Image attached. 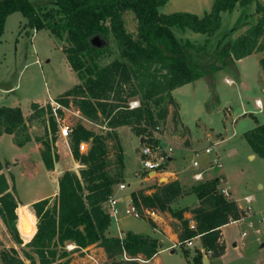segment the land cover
I'll list each match as a JSON object with an SVG mask.
<instances>
[{"label": "trees", "instance_id": "trees-1", "mask_svg": "<svg viewBox=\"0 0 264 264\" xmlns=\"http://www.w3.org/2000/svg\"><path fill=\"white\" fill-rule=\"evenodd\" d=\"M168 1L53 0L52 4H35L32 0H0V39L8 16L15 12L26 17L25 27L45 28L56 38L64 39L63 50L79 82L57 101L64 105L72 101L82 116L93 122L101 121L108 128L106 133L96 132L82 122L73 127L72 152L83 167L79 173L71 170L63 173L55 202L49 197L34 202L32 210L28 206L20 208L15 184L13 191L10 190L6 175L0 173V215L12 237L23 245L30 264H71L74 252L93 244L103 247L108 258L116 259L114 264H140V255L145 260L153 258L162 246L158 238L134 231H128L124 237L107 234L112 217L105 203L114 193L115 185L125 179L120 145L116 166L110 167V140L119 143L117 129L128 126L137 136L147 137L148 144H159L153 131L169 116V106L179 107L172 95L175 89L213 75L254 53L264 52L261 0H214L211 11L204 16L187 11L160 13L159 8ZM252 2L256 3L255 22L212 55L207 50L208 43L183 42L174 33V29H180L211 36L220 27L223 12H232L237 6L245 7ZM128 12L135 15L137 33L127 27ZM100 34L113 38L118 49L119 55L106 64L98 60L107 55L109 47L92 42ZM207 56H212V61L204 64ZM259 63L264 73V55ZM133 101L138 105L132 107ZM32 110V116L27 118L20 106H1L0 136L13 134L14 142L22 146L32 139L29 130L37 119L48 122L50 131L57 134L58 125L51 115L50 104L42 106L34 102ZM245 137L254 152L264 158V123L246 132ZM41 142L44 164L53 170L59 154L53 150L49 138ZM82 142L89 143L87 152L80 151ZM3 167L0 160V171ZM11 178L14 182L13 175ZM218 186V178L199 181L190 187L173 179L153 185L151 193L145 188L134 191L131 197L141 217L153 227L156 223L147 211H169L180 221L174 228L179 243L184 246L187 240L201 237L203 248L210 252L208 264H214L212 259L225 251L221 227L245 215L238 202L220 193ZM188 194L199 198V206L172 208L176 199ZM186 211L194 214V229L190 227L191 220L184 216ZM71 244L75 247L68 249ZM184 251L187 253L188 249ZM121 254L127 255V259H118ZM193 259L196 264H205L200 249ZM0 264L27 263L11 247L0 250Z\"/></svg>", "mask_w": 264, "mask_h": 264}, {"label": "rangeland", "instance_id": "rangeland-1", "mask_svg": "<svg viewBox=\"0 0 264 264\" xmlns=\"http://www.w3.org/2000/svg\"><path fill=\"white\" fill-rule=\"evenodd\" d=\"M52 1L39 0L37 3L35 1V4L46 2L52 4ZM261 2L264 3V0H261ZM213 3L214 0H169L167 4L159 8V11L162 14L187 11L204 16L211 11ZM125 18L128 29L131 32L137 33V21L134 13H126ZM256 18V3L252 2L245 7L237 6L232 12H223L221 15V25L211 36L180 29H174V33L183 42L190 40L196 45L208 43L207 50L210 52L209 55H212L216 50L232 41L233 38L242 34L255 22ZM26 22L27 19L21 12H16L10 16L7 19L5 31L0 41V98L3 99L4 105H18L24 108L25 111L28 110L27 108L34 101H45L50 97H57V95L72 88L79 81L77 73L69 65L62 49L66 41L64 39H56L45 28L37 30L36 35L32 39L34 29L29 26L25 27ZM92 42L95 45H107L109 47L107 55L98 60L101 64H106L119 55L117 46L111 37L106 38L100 34L99 37L93 38ZM262 54L264 55V52ZM206 58L204 64L212 61V56H207ZM37 59H39V62H36ZM255 66V59L251 58L245 63L238 65L237 69L250 68L253 70ZM235 70L232 64L213 75L205 76L192 82L185 89L180 90L178 88L179 90L174 92V96L180 106H169V116L165 121L160 122L159 129L153 131L160 146L154 152V158L165 162L162 169H167L169 166L168 157L171 154H175L176 150L178 151L181 147L192 148L198 154L203 152L207 145L215 143L214 140L221 138L223 134H231L234 131L236 125L232 122V118L240 112L241 102H243V92L240 91L238 85L227 82V77L234 78L231 79L232 83L237 82V80L235 81ZM228 81H230V78ZM67 106L68 110L60 109V116L63 122L71 126V128L82 122L85 126L96 132H107L101 127V121L97 123L84 119L72 101ZM228 107H230L233 117L230 116L229 112V118H225V113L229 110ZM179 112L184 123L194 128V130L184 126ZM263 117L264 114L262 115ZM199 118L219 133L218 135H213V141H209L210 137H206V132L202 129L203 124L197 121ZM250 118L252 117L250 116ZM35 123L37 126L35 128L37 129L36 131L41 134L37 135V137L40 139L45 138L49 134L48 122L37 119ZM248 123L249 119L241 118L235 129L240 132L247 127ZM132 134L137 136L133 131ZM51 135L57 137L58 140L61 138L64 146L69 144L71 149L73 148L74 142L72 136L64 138L59 133L54 134L53 132H51ZM137 137L140 138V141ZM137 137L131 136L129 130L124 128L121 132V138L118 133L119 143L115 140H110L109 142L110 167L114 169L116 166L120 145L124 153L128 176L127 180L121 179L114 187V194L118 198L131 194L133 192L131 190L139 186V180L141 179L138 174L139 172L147 174V171L143 170V157L141 155L144 144L141 143V138L145 136ZM163 141L168 143L169 148L165 149L166 147L162 145ZM242 141L243 139L239 135L234 139V145L239 146ZM82 143H86L88 147L85 150H81L80 148V151L87 152L89 143ZM3 145L4 147L0 150L2 156H9L8 158L16 156L17 151L16 153L14 151L11 152L7 142ZM223 148L221 159H223L222 161L226 167L229 181L236 193V198L243 207H246L249 205L246 196L253 195V198L249 199L252 202L253 210H249V213L246 214V220L231 223L225 227L223 238L225 251L220 257V264H264V246H262L264 243V158L259 156L257 159H249L245 151L240 148L237 154L228 156L225 151L227 148L226 144H223ZM180 157L181 159L183 158L186 164L191 163L193 158L192 164L194 160L199 162L201 159V157L190 153L185 156L181 155ZM11 164L15 166L16 162H10L6 168L7 170L11 169ZM70 165L73 168L71 171L77 173L83 167L75 158L72 159V164ZM29 173L24 175L18 172V187L23 201H30L35 198V195L39 191L46 192L51 189L50 185L45 184L44 176L41 173L36 180ZM40 181L42 184L44 183L41 186L39 184ZM121 183L127 184V187L121 189ZM260 184L262 187L259 186ZM52 198V202H55L54 198L56 197ZM21 206L22 208L25 207L20 205V208ZM27 206L32 210L31 205L28 204ZM127 207L128 204L124 200H121L120 213L114 218L111 233L119 234L121 232L134 231L149 236L153 234L152 225L145 220L146 218L127 214ZM242 209L247 213V208ZM254 215L255 223H250L249 219L251 220ZM0 234L3 242L0 245V250L15 247L26 263L30 264V261L26 259L24 254L23 245L17 243L6 229L0 232ZM173 244L175 243L165 240V245L161 246V248L166 250L159 252L153 260L145 264H196L193 259L194 248L197 249L196 246L187 247L186 245L182 246L176 243L174 248H167ZM74 247L75 245L71 244L67 248L71 249ZM184 248L189 249L187 253H185ZM125 257L124 259H127L128 256L125 255ZM141 258L145 260V257L142 256ZM216 259L217 257L212 259L214 264H216ZM115 260L108 258L104 250L97 244L76 251L71 256V264H114Z\"/></svg>", "mask_w": 264, "mask_h": 264}, {"label": "crops", "instance_id": "crops-1", "mask_svg": "<svg viewBox=\"0 0 264 264\" xmlns=\"http://www.w3.org/2000/svg\"><path fill=\"white\" fill-rule=\"evenodd\" d=\"M35 1L37 3L39 0H34L33 2L35 3ZM46 3H48V2H46ZM15 13H13V14H15ZM13 14L9 15L8 18L10 16H12ZM0 41H1V39H0ZM261 54H262V52L254 53V54H252V55H250L244 59L236 61L233 64L234 68L236 69L235 70V81L237 80V82L232 83L231 79H234V78L233 77L232 78L227 77L228 83L237 84L240 91L243 92L242 93L243 102H241L240 112L237 113L234 117L232 115L230 107H228L229 110L225 113L226 114L225 118H229L228 114L230 112V116L233 117L232 122L235 123V125H236L235 128L237 127V124L241 120V118L249 119V123H248L247 127L245 129H242L240 132L234 128V131L231 134L230 133L229 134L228 133L223 134L221 138H219V139L217 138L216 140H214L213 135H218L219 133L212 126L208 125L203 120H201V118H199L197 120L198 122H201L203 124L202 129L206 132V137H210L209 141H213V140L215 141L216 149H217V151H219V155L221 156V158L223 155L222 149H224L223 144H226V146H227L225 151L228 154V156H234L235 154L238 153V151L240 149H243L245 151V153L247 154V157L249 159H257L259 157V155H257L254 152V150L252 149V147L248 143V141L245 137V133L256 128L259 124L264 123V117L262 118V115L264 114V73H263L261 66H260V63H259L260 59L263 57V54L262 55ZM251 58L255 59V65L256 66L254 67L253 70H251L250 68L242 69V70L237 69L238 65L245 63L247 60H249ZM229 78H230V81H228ZM190 84L191 83L186 84L182 87H179V89L180 90L183 88L185 89ZM11 89H13V88H11ZM179 89L177 88L172 92V95L174 98H175L174 92L179 90ZM65 92L60 93L59 95H57V97L53 96L50 98H53V99L56 98L57 99L58 97L63 95ZM50 98L48 100H45V101H34V102L39 103L42 106H46L50 103ZM176 101H177V99H176ZM257 101H261V104L263 106L262 110H260L259 107L256 105ZM4 104L5 103H4L3 99L0 98V107L3 106ZM6 106H8V105H6ZM12 106H18V105H12ZM179 106H180V104H179ZM27 109L28 110L25 111L24 108H22L25 117L28 118V117L32 116V114H33L32 104ZM179 115H180L181 121L183 122L184 126L194 130V128H191L184 123V121L182 120V116H181L180 112H179ZM249 115L252 118H250ZM84 119L88 120L85 117H84ZM197 121H196V123H197ZM36 127H37L36 123H35V121H33L32 125L30 126V130H29L30 134L32 136V139L30 141L26 142L22 146H19L18 144H16L14 142L13 134L5 133V134L0 136V150L4 147L3 144L5 142H7L8 147L11 150V152L14 151L16 153V151H17L16 156L11 157V158H8L9 156L4 157L0 153V160L4 166L3 169L0 171V173H4L6 175L8 181H9L10 187H11L10 190L13 191V184H15L16 195H17L18 199L20 200L19 206L20 205L27 206L28 204L32 206V204L34 202L41 200V199H44V198H49V197H51V198L56 197L57 198V194L59 193V179H60V177L63 175V173L65 171L73 169L72 167H70V166H72L70 164H72V159H74L75 157L73 155L71 146L69 144L64 146L61 138H59V140H58L57 137H55V136L53 137L51 135L50 129H49V134L43 139L49 138V140L51 141L53 150L59 154V159H58V161L55 162V167L53 170H48L46 168L44 161L42 159V155H41V149L43 147V144L41 142V139L37 137V135H41V134H39V132L36 131L37 130V129H35ZM207 127H209V128H207ZM124 128L129 130L131 136L133 135V137H137L134 134H132L130 127L123 126V127H120L117 129V132L119 133L120 138H121V132ZM207 129H210V130H207ZM57 133H58V131H57ZM239 135L242 137L243 141H242L241 145L236 146V145H234V139ZM137 139H139V141H140L139 137H137ZM162 145L164 147H166L165 149L169 148L168 143H166L165 141L162 142ZM207 146H209V145H207ZM188 153L195 154L196 156L201 157V159L199 160V168L194 166V162L197 160H194V162L192 164V160L194 158L191 160V163H187V164L185 163V161H183V158L181 159V157H180L181 155L185 156ZM213 156H214V153L206 154L203 151V152L197 154L196 152H194V150L192 148L181 147L180 149H178V151L176 150L175 154H171L168 157L169 158V166L167 167V169H163V172L155 171V172H147V174H143L142 172L141 173L139 172L138 174L141 177V179L139 180L140 184L138 187H136L135 189H132L131 191L134 192V191H137L139 189L145 188V189H147L148 193H151L154 190L152 188L153 185L160 184L163 182H168V181L173 180V179H178V180H180V182L184 186L190 187L191 185L199 182V181L194 179V174L200 170H203L204 180H210L213 178H218L220 175H224L225 179H226V185H228V187L230 188L231 193H232V197L238 202V204L241 208H247L248 205L246 207H243L242 204H240L239 200L236 198V193L233 189L231 182L229 181V177H228L225 165H224L223 169L210 168V166H209L210 160L213 158ZM10 162H16V165L14 166L11 164L10 165L11 169L7 170L6 168L8 167ZM143 170H145V169H143ZM18 172H21L24 175L26 173L30 172L29 173L30 176L33 179L35 178V180L41 173L44 176L45 184L50 185L51 189L46 191V192L45 191L44 192L39 191L37 193V195H35V198L31 199L30 201H23V199L21 198V195H20L19 187H18V183H19ZM11 173H12V175L14 174L13 175L15 178L14 182L12 181ZM124 173H125V179L127 180L128 176L126 173V164H125ZM128 183L130 184L129 181H128ZM39 184L41 186L44 183L42 184L40 181ZM259 186L262 187L261 184ZM246 197L251 199V198H253V195H248ZM56 198H54V199H56ZM120 198H119L120 204H121V200H124L125 203L128 204L132 197H131V194H129L125 197H120ZM251 203L252 202H250L248 204L252 208ZM199 204H200V200L195 194H188V195H184V196H181L178 199H176V201L172 204V208L175 210L186 208V207L193 209V208L199 206ZM21 208H22V206H21ZM251 210H253V209H251ZM184 216L186 218H189L191 220V222H194L193 221L194 214L191 211L184 212ZM152 218L156 223V227L152 226L154 233L151 234L150 236L158 238L160 240V243L162 246L165 245V240H167L169 242L172 241L175 244L179 243L178 233L175 231L174 227L177 226L180 223V221L176 217H174L169 211H156V212H152ZM145 220H147V219H145ZM249 221L251 223H255V215L251 218V220L249 219ZM113 222H114V218H112V223H111L109 229L107 230V234L113 235V236L124 237L127 232H121L119 234L111 233ZM231 223H235V222H230L228 224H231ZM228 224L221 227L223 242H224V239H223L224 238V229ZM4 229H6L8 231V228H7L4 220L2 219V217L0 215V232H3ZM0 239L2 241L1 234H0ZM173 245H171V246H173ZM193 245L197 247V249L194 248V256L193 257H195L197 255V250L200 249L201 253L203 255V261L205 259H208L209 260L208 263H210V258L208 256V255H210V252H206L205 249L203 248L201 237L194 238L193 239ZM171 246H168L167 248L170 249ZM262 246H264V243L262 244ZM100 248L104 250L103 247H100ZM165 250L166 249L160 247L159 252L165 251ZM159 252L150 260H144L141 258L142 255H140L139 256L140 263L142 262L141 264H145V263L150 262L159 254ZM220 257H217V259L215 260L216 264H220V259H221Z\"/></svg>", "mask_w": 264, "mask_h": 264}, {"label": "built area", "instance_id": "built-area-1", "mask_svg": "<svg viewBox=\"0 0 264 264\" xmlns=\"http://www.w3.org/2000/svg\"><path fill=\"white\" fill-rule=\"evenodd\" d=\"M36 31L37 30L34 29V35H32V39L34 38V36L36 34ZM36 62H39V59H37ZM49 104H50L51 110H52L51 115H53L54 118L57 121L58 133L60 134V136H62L64 138L70 137L71 134H72L73 128H71V126H69L68 124L63 122V119L60 116V112H61L60 109L63 108V109H67L68 110L69 109L68 106L62 104L59 101H57V99L54 100L53 98H50V103ZM136 105H138V102L135 101V102L132 103V107H134ZM256 105L259 107L260 110L263 109L261 101H257ZM78 112H80V111H78ZM101 127L103 129H105V130H108V128L105 125L104 126L101 125ZM86 147H88L86 143H81L80 144L81 150H85ZM159 147H160L159 144H157V145L148 144V143H144L143 144L142 150H141V155L143 157L142 158V164H143V167H144L145 171H147V172H155V171L163 172L162 166L165 164V162L163 160H157V159L154 158V152L156 150H158ZM204 152L206 154L214 153V156H213V158H212V160L210 162V165H209L210 168L223 169L224 164H223V161L221 159V156L219 155V153H218V151L216 149V144L215 143H213V144H211L209 146H206ZM194 166L199 168V162L195 161L194 162ZM194 179L197 180V181H203L204 180V178H203V170H200V171L196 172L194 174ZM218 180H219L218 189H219L220 193H222L227 198L234 199L232 197V193H231L230 188L228 187V185H226L225 176L224 175H220L218 177ZM126 187H127V184L121 183V185H120L121 189H125ZM247 199H248V202L250 203L249 198H247ZM105 206H106V209L110 213L112 218H116L119 215V213H120V200L114 193L108 198V200L105 203ZM251 209H252L251 206L248 205L247 213L245 212L244 216H242L240 219L234 220L232 222H241V221L246 220V214H248L249 210H251ZM126 213L127 214H132V215H134L136 217H141V213L134 206L132 198L130 199V202L128 203V207L126 208ZM147 214L151 216L152 212L148 210ZM263 220H264V215H263ZM190 227L192 229H194L195 228V223L191 222ZM193 239L187 240L184 244L187 247L192 246L193 245ZM178 244L181 245V243H178ZM175 246H176V244H174L170 248H173Z\"/></svg>", "mask_w": 264, "mask_h": 264}, {"label": "water", "instance_id": "water-1", "mask_svg": "<svg viewBox=\"0 0 264 264\" xmlns=\"http://www.w3.org/2000/svg\"><path fill=\"white\" fill-rule=\"evenodd\" d=\"M98 46H100V45H98ZM145 142H147V138L142 137V138H141V143H145ZM24 230H25L24 232L26 233L27 230H28L27 227H26ZM19 232H20V235H21V238H22V232H21L20 229H19ZM36 232H37V230H36ZM36 232H35V234H36ZM35 234H34V235H35ZM33 237H34V236H33ZM22 239H23V238H22ZM31 240H32V239H31ZM31 240H30V241H31ZM30 241H29V242H30ZM124 258H126V257H125V255H123V254H121V255L118 256V259H124ZM208 261H209L208 259H205V260H204L205 264H208Z\"/></svg>", "mask_w": 264, "mask_h": 264}]
</instances>
